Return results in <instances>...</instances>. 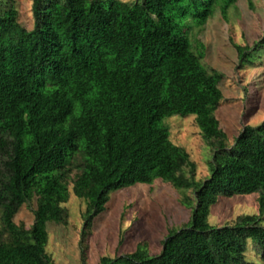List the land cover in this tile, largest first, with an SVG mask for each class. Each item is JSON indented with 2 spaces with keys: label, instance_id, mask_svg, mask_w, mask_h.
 <instances>
[{
  "label": "trees",
  "instance_id": "obj_1",
  "mask_svg": "<svg viewBox=\"0 0 264 264\" xmlns=\"http://www.w3.org/2000/svg\"><path fill=\"white\" fill-rule=\"evenodd\" d=\"M236 1L31 0L29 29L14 0H0V264H55L46 224H67L70 190L85 204V264V239L109 192L155 179L183 191L189 220L168 229L160 254L139 242L98 264H257L245 258L248 239L264 261V119L227 144L215 115L224 74L205 64L192 31ZM234 47L238 66H250L264 34ZM172 114L195 116L211 152L203 179L168 138L162 120ZM250 193L258 214L209 224L217 195ZM23 205L28 227L13 219Z\"/></svg>",
  "mask_w": 264,
  "mask_h": 264
},
{
  "label": "rangeland",
  "instance_id": "obj_2",
  "mask_svg": "<svg viewBox=\"0 0 264 264\" xmlns=\"http://www.w3.org/2000/svg\"><path fill=\"white\" fill-rule=\"evenodd\" d=\"M131 5L133 0H119ZM237 0L227 10L226 17L216 11L201 28L192 31L205 46L203 61L224 74L219 88L224 100L215 115L226 133L227 144L245 125L255 126L264 119V47L250 66H238L234 44L252 45L264 34V0ZM18 21L26 28L32 27L31 0H14ZM195 116L172 114L162 120L168 129L169 140L183 147L196 166V178L209 174L211 152L202 140ZM182 190L155 179L150 184L137 183L109 192L105 209L93 220L85 239V264H98L102 256L114 258L131 253L140 242L150 255L160 254L162 240L171 227L189 220L190 209L179 202ZM65 207L67 224L48 222L45 249L55 264H83L80 259L79 238L82 227L81 213L84 200L71 190ZM257 193L231 197L217 195L209 208L208 222L223 226L241 214H258ZM264 224V213L262 214ZM28 227L33 220L31 208L23 205L13 217ZM260 249L248 239L245 258L264 264ZM259 253V254H258Z\"/></svg>",
  "mask_w": 264,
  "mask_h": 264
}]
</instances>
